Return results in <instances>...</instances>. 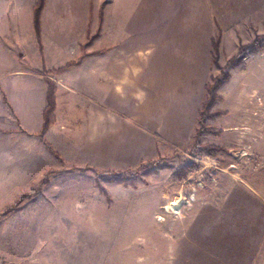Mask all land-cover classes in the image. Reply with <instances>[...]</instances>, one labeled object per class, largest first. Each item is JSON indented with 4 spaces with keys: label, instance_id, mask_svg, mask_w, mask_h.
<instances>
[{
    "label": "rangeland",
    "instance_id": "rangeland-1",
    "mask_svg": "<svg viewBox=\"0 0 264 264\" xmlns=\"http://www.w3.org/2000/svg\"><path fill=\"white\" fill-rule=\"evenodd\" d=\"M69 1L75 7L81 0ZM108 1L92 0L93 18ZM173 1L184 20L200 16L201 35L211 31L202 21L211 0H163ZM146 2L137 30L150 31L154 61L167 15L160 0ZM211 9L219 19L222 8ZM93 41L91 35L85 46ZM248 53L240 46L225 65L215 60L212 77L231 73ZM255 61L244 80L246 108L234 75L220 106L230 113L216 108L219 100L212 117L199 119L197 132L194 98L184 100L182 118L174 104L170 118L158 112L144 119V97L117 101L123 98L111 86L86 80L83 72L73 74L70 91L58 96L56 86L55 110L61 102L69 107L68 122L79 118L66 142L51 143L62 160L42 141L37 150L32 138L24 139L22 154L15 137L0 144V264H264V52ZM78 62L69 60L63 71ZM139 87L148 96V86ZM69 95L72 104L63 102ZM92 107L123 117L107 119L93 133L92 121L80 115ZM130 116L180 146L159 141L156 150L140 148ZM206 146L218 150L209 153Z\"/></svg>",
    "mask_w": 264,
    "mask_h": 264
},
{
    "label": "crops",
    "instance_id": "crops-1",
    "mask_svg": "<svg viewBox=\"0 0 264 264\" xmlns=\"http://www.w3.org/2000/svg\"><path fill=\"white\" fill-rule=\"evenodd\" d=\"M164 2L160 0V7L164 8L167 16L165 19L161 17L160 21L159 55L154 61H149L147 45L150 31L137 30L140 19H146V0L100 3L94 18L92 0H81L75 7L69 0H46L40 16V37L35 24L37 0H0V144L6 142L7 137H15V143H20L15 150H21L22 154L24 139L32 138L39 150L47 105V78L56 82L59 96L70 91L69 83L75 72H83L86 80L94 79L101 87L111 86L116 95L123 98L117 101L144 97V119L158 112L168 118L174 104L176 112H179L175 116L182 118L184 100L194 98L197 132L215 60L225 65L239 53L240 46L264 34V0H211L206 8L208 17L202 20L211 31L202 35L198 14L197 18L184 20L176 12L178 2ZM212 7L222 8L219 19L213 15ZM91 35H94L93 43L85 46ZM263 52L248 53L243 62L231 67L230 80L237 75L242 82L241 108H246L244 102L249 97L244 80L251 67L257 66L255 59ZM75 58L79 62L70 69L51 72ZM227 82L219 89L222 99L216 105L217 109L227 112L224 116L230 113L220 107L225 101L223 87ZM141 84L148 86V96L139 87ZM63 102L72 104L75 100L69 95ZM71 109L74 110L72 106ZM83 114H80L82 118L86 120L87 116L92 121L93 133H98L99 126L101 129L107 119L114 123L123 117L117 113L106 117L93 107ZM69 116V107L61 108L60 102L45 133L46 139L54 146L55 142H66L67 135L78 124L79 118L72 125L68 122ZM127 121L137 131L133 129V132L142 137V142L138 141L140 148L145 146L156 150L159 141L180 146L132 116ZM16 164L22 170L23 164L19 165L18 160Z\"/></svg>",
    "mask_w": 264,
    "mask_h": 264
},
{
    "label": "trees",
    "instance_id": "trees-1",
    "mask_svg": "<svg viewBox=\"0 0 264 264\" xmlns=\"http://www.w3.org/2000/svg\"><path fill=\"white\" fill-rule=\"evenodd\" d=\"M46 0H37L35 6V24L37 29L38 37H40V16L42 9L45 5ZM216 45V43H215ZM249 50L251 53H257L264 50V35H257L255 39L247 45H242L241 50ZM241 58L237 60V63L241 62ZM229 63H232L231 61ZM70 63L63 66L59 69V71H63L67 67H69ZM231 77V73L228 70H223L220 75L212 77L211 82L207 85V98L203 104V107L200 111V123L203 122V118L208 116L212 117L214 114L210 113L211 109L215 106V104L221 100V95L219 94V89L223 85L224 82L228 81ZM48 89H47V105L44 110V122L43 127L40 132V138L44 146L58 159L62 160L61 155L55 150L54 146L46 139L45 133L47 132L49 126L53 120V112L56 106V82L50 78H47ZM216 114L218 112H215ZM209 153H213L214 149L218 150V148L206 146L205 148Z\"/></svg>",
    "mask_w": 264,
    "mask_h": 264
},
{
    "label": "bare ground",
    "instance_id": "bare-ground-1",
    "mask_svg": "<svg viewBox=\"0 0 264 264\" xmlns=\"http://www.w3.org/2000/svg\"><path fill=\"white\" fill-rule=\"evenodd\" d=\"M179 204V203H178Z\"/></svg>",
    "mask_w": 264,
    "mask_h": 264
}]
</instances>
